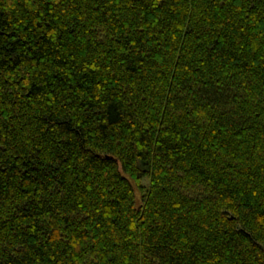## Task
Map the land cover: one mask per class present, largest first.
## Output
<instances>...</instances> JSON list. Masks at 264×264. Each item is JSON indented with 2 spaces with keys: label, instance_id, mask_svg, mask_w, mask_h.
<instances>
[{
  "label": "trees",
  "instance_id": "16d2710c",
  "mask_svg": "<svg viewBox=\"0 0 264 264\" xmlns=\"http://www.w3.org/2000/svg\"><path fill=\"white\" fill-rule=\"evenodd\" d=\"M0 264H264V0H0Z\"/></svg>",
  "mask_w": 264,
  "mask_h": 264
},
{
  "label": "rangeland",
  "instance_id": "374dc122",
  "mask_svg": "<svg viewBox=\"0 0 264 264\" xmlns=\"http://www.w3.org/2000/svg\"><path fill=\"white\" fill-rule=\"evenodd\" d=\"M138 196L140 197V193L138 192Z\"/></svg>",
  "mask_w": 264,
  "mask_h": 264
}]
</instances>
